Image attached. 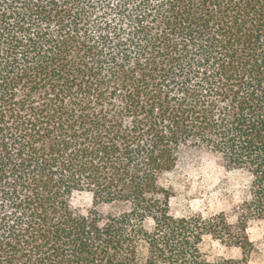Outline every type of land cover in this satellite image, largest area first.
Here are the masks:
<instances>
[{"label":"trees","instance_id":"obj_1","mask_svg":"<svg viewBox=\"0 0 264 264\" xmlns=\"http://www.w3.org/2000/svg\"><path fill=\"white\" fill-rule=\"evenodd\" d=\"M191 152L240 175L236 225L173 212ZM253 220L264 0H0V264H234L204 238Z\"/></svg>","mask_w":264,"mask_h":264},{"label":"rangeland","instance_id":"obj_2","mask_svg":"<svg viewBox=\"0 0 264 264\" xmlns=\"http://www.w3.org/2000/svg\"><path fill=\"white\" fill-rule=\"evenodd\" d=\"M162 182L172 190L173 212H200L205 216L224 212L230 223L237 224L236 208L242 201L240 175L234 171L225 172L210 155L187 154L175 169L162 177ZM75 204L86 211L92 204V197L87 193L76 194ZM245 233L247 239L242 245L225 243L207 235L202 249L210 259H231L234 264H264V220L251 221Z\"/></svg>","mask_w":264,"mask_h":264}]
</instances>
